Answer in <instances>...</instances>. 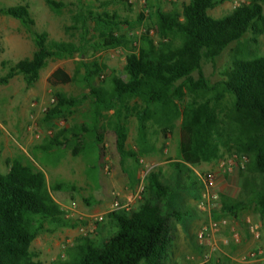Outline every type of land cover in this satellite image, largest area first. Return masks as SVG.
Segmentation results:
<instances>
[{"label": "trees", "instance_id": "trees-1", "mask_svg": "<svg viewBox=\"0 0 264 264\" xmlns=\"http://www.w3.org/2000/svg\"><path fill=\"white\" fill-rule=\"evenodd\" d=\"M121 1L128 3L130 0ZM224 2L190 0L181 12L158 10L159 41L156 42L151 35L153 30L147 28L138 47H133L126 37L115 35L116 30L130 25L118 14L80 9L73 17L72 25L65 28L68 33L79 34L78 43H74L57 42L47 33L34 30L36 23L28 5L0 8V15L16 19L29 28L35 46L31 58L15 65L2 62L3 68L9 65L10 68L0 81L8 84L11 79L23 75L28 86H33L49 60L78 55L80 66L86 70L83 81L90 88L91 95L74 99L57 94L55 107L47 112L48 121L64 116L91 98L97 111L92 131L97 132L95 146L99 151L102 149V132L98 133L95 126L102 116L100 111L114 110L118 120L114 128L117 149L124 161L136 156L125 150L127 132L122 117L124 110H129V114L132 112L130 102L139 100L141 106H136L133 111L143 140L147 122L153 120L154 115L166 113L168 119L169 115L182 116V162L171 165L179 173L190 171L188 165L198 166L219 160L223 157V147L231 156L247 157V170L264 179V56L251 60L236 59L221 73L222 79L215 83L205 72V65H214L216 59L250 31H263L260 26L264 24V0H246L222 18L211 17L209 11ZM46 3L58 14L73 5L56 0H46ZM111 4L103 2L100 8L105 9ZM145 18L141 13L138 21ZM169 37L180 39V45L166 42ZM118 48L129 50L125 77L114 76L110 88H96L95 78L101 76L104 68L97 63L88 64L86 53ZM75 81L62 68H58L48 80L53 88ZM188 96L191 99L186 102ZM227 99L230 107L221 108ZM220 114H224V120L220 119ZM72 133L67 130L58 132L45 151H60ZM72 152L75 156L82 154V145L76 144ZM197 182L200 183L196 176ZM201 188L203 191L202 184ZM60 189L59 185L54 188L55 191ZM146 191L151 197L145 198L139 208L122 209L108 215L114 228L110 237L101 244L90 237L80 239L69 250L68 259H60L57 264H168L174 247L171 220L183 221V215L171 206L175 189L163 183L158 174L149 175ZM253 205L255 213L264 220V186L261 192L252 194L248 202L227 204L219 212L238 218V213ZM77 227L73 220L66 219L52 199L44 173L18 160L13 161L8 173L0 172V264H37L33 261L31 245L40 235Z\"/></svg>", "mask_w": 264, "mask_h": 264}, {"label": "rangeland", "instance_id": "rangeland-1", "mask_svg": "<svg viewBox=\"0 0 264 264\" xmlns=\"http://www.w3.org/2000/svg\"><path fill=\"white\" fill-rule=\"evenodd\" d=\"M56 1L73 5H69L59 14L50 9L46 0H0V8L28 5L36 23L34 30L47 33L51 40L57 42L74 43H78L79 34L68 33L65 28L72 25V19L80 9L118 14L130 25L122 26L116 30L115 35L126 37L133 47H138L147 28L154 31V38L156 42L159 41L156 15L158 10L165 13L175 10L181 12L182 7L190 2L146 0L144 6L140 0H130L128 3L121 0ZM245 1L225 0L222 5L210 10L209 15L215 19L222 18ZM103 2L112 4L105 9L100 8ZM145 10L149 13L146 14ZM141 13L146 18L139 22ZM28 29L20 21L0 15V80L7 75L10 65L32 57L35 46ZM260 29L263 30L261 33L250 31L241 41L231 45L216 59L214 65H205L206 75L212 83L220 81L221 73L236 59L251 60L264 56V24ZM93 35L97 36L94 33ZM166 42L179 46L181 40L169 37ZM128 54L129 50L125 48L97 53L88 51L85 61L90 65L97 63L104 68L101 76L95 78L94 86L107 89L110 88L114 76L125 77ZM2 62L10 65L3 68ZM80 63L81 58L78 55L64 60H49L46 68L41 71L40 79L33 86H28L23 75L11 79L8 84L0 81V172L8 173L13 161L18 160L35 171L44 173L52 199L64 212L66 219L78 224L77 228H63L54 234L40 235L31 245L33 261L37 264H57L61 260H67L69 250L82 238L90 237L101 244L110 237L114 228L108 215L122 209H137L145 198H150L146 185L151 173L158 174L163 183L175 189L171 199L172 208L181 213L187 210V216H191L192 212L188 210L191 198L197 199L202 190L201 184L196 183L197 174L203 176L218 172L221 161L228 160L231 156L222 147L223 157L219 160L203 162L198 166L188 165L190 171L179 173L171 165L182 162V116L169 115V119H173L170 122L166 113L159 112L154 115V119L147 122L146 138L143 140L139 132V121L133 111L136 106H141L139 100L131 101L132 112L129 114V110H124L122 117V125L127 132L126 149L136 156L125 161H122L116 149L114 128L118 120L114 110L100 111L102 116L95 127L99 130L98 133L102 132V149L98 151L95 146L97 132L92 129L97 111L91 98L64 116L48 121L46 115L55 107L57 94L74 99L90 97L91 90L83 81L86 70ZM57 68L66 70L76 81L70 85L51 87L48 74ZM190 99L188 96L186 102ZM53 100L56 102L53 103ZM228 107L230 102L227 99L222 102L221 108ZM219 117L225 119L224 114ZM63 130L73 132L66 145L60 151H45L51 138ZM76 144L83 148V153L78 156L72 152ZM244 158L247 159L245 156ZM247 164L245 169L237 166L233 173L236 196L226 200L228 205L248 202L252 194L263 189L264 179L259 174L249 172ZM58 185L61 189L55 191L54 188ZM246 212L257 216L254 205ZM187 216L184 215L185 218ZM261 221L264 222L262 219ZM187 260L192 261L188 258ZM168 264L187 263L169 260Z\"/></svg>", "mask_w": 264, "mask_h": 264}, {"label": "crops", "instance_id": "crops-1", "mask_svg": "<svg viewBox=\"0 0 264 264\" xmlns=\"http://www.w3.org/2000/svg\"><path fill=\"white\" fill-rule=\"evenodd\" d=\"M58 69V68H57ZM57 69L53 70L48 77H50ZM116 137V149H117V136ZM118 150V149H117ZM125 150L127 153L126 144ZM130 158V157H128ZM123 161V160H122ZM125 161V160H124ZM237 166H233L231 172H226L224 175L221 174L219 180V195H220V210L223 209L227 203L226 200L229 198H234L236 192L234 191V177L233 173ZM200 184L203 185L201 176L197 174ZM202 191L197 199L191 198V204L188 210H191L192 215L187 216L188 211L182 212L183 221H178L172 218L171 226L174 235V247L170 255V260L176 262H186L187 264H202L204 255L210 252L209 248L206 246H201L197 242L196 234L201 226L208 220V213L202 211L198 207L199 200L201 199ZM215 212L214 217L219 218L222 213ZM239 217L236 218L240 224V232L242 240L239 244H235L231 240V233L229 230H224L220 235L216 237V241L219 244V250L211 253L212 261L210 264H264V258L258 261L243 263L241 258L251 251L261 249L264 252V222L261 221L257 215H249L246 210L238 213ZM184 215L187 217L185 218ZM233 216V215H232ZM250 217L256 222H261L263 224L262 240L260 242L255 241L249 234L247 225L245 223V218ZM229 244L226 245V242ZM191 256L192 261L187 260Z\"/></svg>", "mask_w": 264, "mask_h": 264}, {"label": "built area", "instance_id": "built-area-1", "mask_svg": "<svg viewBox=\"0 0 264 264\" xmlns=\"http://www.w3.org/2000/svg\"><path fill=\"white\" fill-rule=\"evenodd\" d=\"M176 1V0H168ZM140 2L146 6V0H140ZM148 14V10H145ZM151 35H154V31H151ZM56 101L53 100V103ZM247 164L246 158H239L237 155H232L228 160H223L220 163V170L218 172L208 173L201 176L203 183V191L201 199L199 200L198 207L200 210L208 213V220L201 226L196 234L197 242L201 246L209 248L210 252L204 255L202 264H210L212 261L211 253L219 250V244L216 241V237L220 235L224 230H229L231 233V240L235 244H239L242 240L240 232V224L237 219L231 215H222L219 218L214 217L215 212L220 210V195H219V180L221 174L231 172L233 166H238L241 169H245ZM245 223L248 228L250 236L257 242L262 240L263 224L256 222L252 218H245ZM229 241L226 242V245ZM264 258V252L261 249L251 251L247 255L241 258V262L249 263L258 261ZM189 259L192 260L190 257Z\"/></svg>", "mask_w": 264, "mask_h": 264}]
</instances>
